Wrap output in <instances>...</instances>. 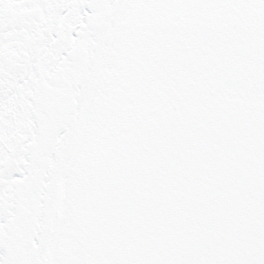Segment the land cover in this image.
<instances>
[{
  "label": "snow or ice",
  "instance_id": "obj_1",
  "mask_svg": "<svg viewBox=\"0 0 264 264\" xmlns=\"http://www.w3.org/2000/svg\"><path fill=\"white\" fill-rule=\"evenodd\" d=\"M0 264H264V0H0Z\"/></svg>",
  "mask_w": 264,
  "mask_h": 264
}]
</instances>
